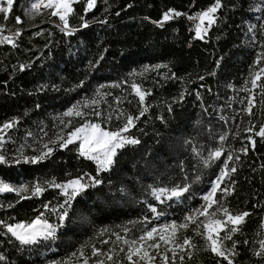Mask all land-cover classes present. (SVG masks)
I'll list each match as a JSON object with an SVG mask.
<instances>
[{
  "label": "trees",
  "instance_id": "obj_1",
  "mask_svg": "<svg viewBox=\"0 0 264 264\" xmlns=\"http://www.w3.org/2000/svg\"><path fill=\"white\" fill-rule=\"evenodd\" d=\"M31 2L14 0L10 13H0V39L8 36L14 41V45L0 43V125L19 121L14 132L23 141L26 156L46 151L44 144L53 153L37 164H0L1 181L30 189L20 195L0 193V220L27 223L43 213L50 223H59L51 209H58L65 197L46 182L97 176V164L79 155L78 144L59 147L60 131L70 132L85 120L117 130L124 123L123 117L116 119L119 113L135 117L145 107L147 112L125 134L140 143L118 150L110 170L98 175L102 183L76 197L55 240L20 245L0 226V256L4 257L0 264H83L85 258L95 264L93 248L128 264L126 251H119L127 245L113 233L132 239L152 227L184 223L205 203L202 197L228 154L233 156L230 168L237 171L221 185L228 194L218 191L217 199L234 214L251 215L231 240L223 242L236 253L230 257L233 264H264V257L254 254L264 235V138L255 135L264 125V88L251 84L252 74L264 67V61L254 64L264 53V0H221L216 22L203 39L196 38L185 15L162 26L154 21H161L170 9L191 15L211 7L215 0H96L87 12L86 0H79L68 17L69 31L77 29L71 35L61 31L62 22L50 15V9L31 17ZM17 17L23 22L17 23ZM84 22L87 28L81 27ZM133 83L151 93L143 105ZM259 84H264V76ZM93 99L98 104L81 108L88 115L70 117L71 124L59 123L58 114ZM249 99L254 105L251 115L246 111ZM95 111L102 115H93ZM110 115L113 118L108 120ZM220 136L226 139L221 142ZM221 146V160L204 167L202 158ZM245 147L246 154L241 151ZM37 183L45 191L33 196L31 189ZM183 184L191 188L179 200L161 203L152 195L153 189ZM150 206L160 213L158 218ZM203 219L179 231L181 240L191 237L195 247L177 249L175 264H228L206 250L205 240L196 234L202 231L197 226ZM168 247L161 242L160 254ZM161 255L155 263L161 264ZM179 255H184L183 262ZM99 259L113 264L106 256Z\"/></svg>",
  "mask_w": 264,
  "mask_h": 264
},
{
  "label": "snow or ice",
  "instance_id": "obj_2",
  "mask_svg": "<svg viewBox=\"0 0 264 264\" xmlns=\"http://www.w3.org/2000/svg\"><path fill=\"white\" fill-rule=\"evenodd\" d=\"M79 2V0H34L30 3V11L36 15H39L41 9H50V15L58 17L62 22L63 27L61 31H65L66 34L71 35L77 29H72L69 31V19L68 17L73 13V4ZM14 0H6V7L0 6V13L8 14L13 8ZM87 7L85 12L92 9L95 6L96 0H86ZM222 7L221 0H215V3L209 7L207 10L197 13L194 16H188L190 20H198L199 23L195 25V36L196 38L203 39L202 33H207L208 29L216 22L215 13ZM181 15H186L175 10L170 9L168 12L163 14L161 21H154L159 26H162L164 22L169 21L173 17H179ZM5 15V19H7ZM205 21H207V27H204ZM17 23H22L23 21L20 17L16 18ZM81 27L87 28V22H84ZM3 26H0L2 30ZM21 33L17 31L16 36H19ZM8 42L13 43L14 41L8 36H4L0 39V43ZM103 59V57H101ZM261 61H264V53L258 54L256 60L254 61L255 65H260ZM157 67H160L157 65ZM213 75L215 73H212ZM264 76V67H260L259 71H256L252 74L251 84L255 87L264 88V84H259L258 81L261 80V77ZM203 79V77H201ZM118 86V85H117ZM132 89L135 95L139 98V103L144 104L145 98L147 95H150V92L143 91L141 87L135 83L132 84ZM97 95H100L99 91ZM98 101L96 99L91 100L90 102H84L83 105L80 103L73 105L67 111L63 113L65 117H81L88 115L87 113L81 110L82 107L87 108L90 105H96ZM250 105L246 108V111L249 115L252 114L253 99L248 100ZM171 111V109H169ZM145 112H147V107L143 108L138 116L125 115L124 113H119L116 119L124 118V123L117 130H108L102 127L101 123L92 122L91 120H85L84 123L80 124L77 127H74L73 130L68 132L66 136H60L59 147L66 149L69 145H74L78 143L77 151L81 157H84L89 160L95 161L97 164V176H80L74 179H71L65 183H56L53 181L46 182L49 187H54L61 190V195L65 197L64 202L59 206L58 209H51L54 213L58 214L57 224L49 223V221L43 218V213L37 216L30 222H19V223H7L4 220H0V226H3L7 230V233L14 237L20 245H37L42 241L55 240L56 233L59 228L64 226V222L69 218V211L72 208V202L84 192L89 187H95L102 183L98 178V175L102 171L110 170L111 166L115 163V158L118 154V150L123 149L127 145H137L140 143V140L130 136L125 135L129 133L132 128L136 126V121L142 117ZM95 116H101L102 114L99 111L92 113ZM113 117L110 115L107 119L111 120ZM18 120L13 119L7 121L0 125V146H2L8 130L13 129L17 124ZM71 124V120L68 121ZM247 131L252 132L253 129L249 128ZM31 135V133H29ZM255 135L261 138H264V125L260 126L258 131H255ZM220 141L223 142L226 139V136H220ZM252 145H255V141L252 140V137H248ZM55 143V142H52ZM44 149L46 151H41L39 155L32 157H27L23 155V152H20L18 158L15 159V163H31L37 164L41 161L50 157L53 153V148L49 147V144H44ZM193 151H196L193 149ZM242 152L247 153L248 149L242 148ZM199 155V153H197ZM224 155L223 147H217L208 152L207 157L202 158L204 167H210L215 161H220L221 157ZM236 160H239V157H235ZM233 160L231 154L227 155L225 160H222V168L219 175L216 177L215 181L212 183L210 191L205 194L202 199L205 202L200 208L194 210L193 213H190L185 217V222L177 224L172 222L171 224H165L162 227H152L151 229L142 231V234L139 237H134L132 239H127L124 236H121L119 233H113L116 236L117 241H121L124 245H127V249L120 248V252H125L124 260L128 261V264H154L157 259V255L160 254L161 242L164 245H171L168 247L164 254L161 255V264H175V259L177 256V249L180 252H184L185 248H193L191 237H183L181 240L178 235L180 230L187 229L189 223L196 224L199 217H204L198 228H202V231H196L197 235H200L206 242V250L210 251L216 257L223 258L228 261V264H233L231 256H234L236 253L234 251L226 250L223 244L224 240H231L232 234L239 231V225L245 222L246 217L250 216L251 213L245 211L238 214H234L228 207L223 206L220 203V200L217 199V192H223L228 194L229 190L227 188H222L221 185L224 183L225 179L230 177L231 173H235L237 169L235 167L229 166V161ZM8 160L3 154H0V164H6ZM85 176H87L88 182H85ZM199 179V177H197ZM190 184L176 185L173 187H160L153 189L152 195L157 201L164 203L165 201L177 199L190 191ZM30 189L28 186H21L19 188L14 187L8 183L0 181V193H11L15 192L17 195L28 192ZM45 191V188L39 183L33 186L31 193L33 196H39ZM164 199H161V198ZM28 199L30 197H22ZM219 205V206H218ZM218 206V207H217ZM45 209H48V205L44 206ZM214 211H210L214 209ZM150 210L153 213H157V209L153 206H150ZM160 213H157V218ZM103 231H108L107 229ZM101 232V235L103 234ZM128 229H125L127 232ZM221 232L224 233L221 236ZM103 243L107 244L108 241L105 240ZM247 243V241H245ZM232 248H235V243H233ZM148 249H154L155 252H149ZM111 251V250H110ZM167 252H171L172 256L169 257ZM256 256L264 257V241L260 242V251L254 253ZM75 255V254H74ZM81 257L84 256L83 251L80 252ZM91 255L97 257L95 264H105V260L99 259L101 256H106L107 261H112L113 264H120V262L115 261V257L112 254H105L99 249L93 248ZM189 256L191 254L189 253ZM4 257L0 256V260H3ZM181 262L184 260V255H179ZM54 264H59V262H54ZM83 264H89V259L85 258ZM219 264V262H218Z\"/></svg>",
  "mask_w": 264,
  "mask_h": 264
},
{
  "label": "rangeland",
  "instance_id": "obj_3",
  "mask_svg": "<svg viewBox=\"0 0 264 264\" xmlns=\"http://www.w3.org/2000/svg\"><path fill=\"white\" fill-rule=\"evenodd\" d=\"M0 6H4V7H6V0H0ZM209 8V7H208ZM207 8V9H208ZM44 8H42L41 9V11L43 10ZM207 9H205V10H207ZM205 10H202V11H205ZM202 11H200V12H202ZM35 15L36 14H34V13H31L30 14V16L31 17H35ZM197 23H199V21L198 20H195V22H194V25H196ZM62 26H63V24H62ZM204 27H207V21H205V25H204ZM209 30V29H208ZM194 31H195V27H194ZM208 32V31H207ZM205 33H202V35H204ZM258 83V85H259V81L257 82ZM69 109V108H68ZM67 109V110H68ZM66 110V111H67ZM65 112V111H64ZM64 112H62V113H60V114H58L57 115V118L59 119V123H65L66 122V125L68 124V119L70 118V117H65L64 115H63V113ZM56 118V119H57ZM15 128V127H14ZM14 128L13 129H10V130H8V132H7V135H6V137H5V140H4V142H3V144H2V146H0V154H3L5 157H6V159L8 160V163H6V164H17V163H15V159L16 158H18L19 157V155H20V152L22 151L23 152V155L24 156H26L25 155V153H24V145H23V141L22 142H19V139H18V137H16L15 135H16V133L14 132ZM68 132H64L63 130L62 131H60V134L58 135V138L60 137V136H66V134H67ZM38 135V134H37ZM35 138L37 139L38 138V136H36V134H35ZM79 142H77V144H78ZM27 157H29V156H27ZM1 181V180H0ZM215 181V180H214ZM213 181V182H214ZM4 182V181H3ZM212 182V183H213ZM5 183V182H4ZM212 183H211V185H212ZM210 188H211V186H210ZM210 188H209V190H208V192L210 191ZM207 192V193H208ZM207 193H205V194H207ZM204 194V195H205ZM43 218H45V216H43ZM46 219V218H45ZM50 223V222H49ZM239 227V226H238ZM262 229H264V223H263V225H262ZM224 235V233L223 232H221V236H223ZM261 241H264V235L263 236H261L260 237V239L258 240V247H257V249L258 250H260V242ZM223 244H224V242H223ZM224 247H225V244H224ZM226 249V248H225ZM227 250V249H226ZM139 264H143V262H139ZM154 264H157V263H155L154 262Z\"/></svg>",
  "mask_w": 264,
  "mask_h": 264
},
{
  "label": "built area",
  "instance_id": "obj_4",
  "mask_svg": "<svg viewBox=\"0 0 264 264\" xmlns=\"http://www.w3.org/2000/svg\"><path fill=\"white\" fill-rule=\"evenodd\" d=\"M202 11V10H201ZM200 11H196V12H193V14H191V15H188V14H186L185 16L188 18V16H194V15H196L197 13H199ZM190 20V19H189ZM194 22H195V20H190V23H191V30H194V27H195V25H194ZM262 231L264 232V229H262ZM257 251H260V250H258L257 249ZM256 251V252H257Z\"/></svg>",
  "mask_w": 264,
  "mask_h": 264
},
{
  "label": "water",
  "instance_id": "obj_5",
  "mask_svg": "<svg viewBox=\"0 0 264 264\" xmlns=\"http://www.w3.org/2000/svg\"><path fill=\"white\" fill-rule=\"evenodd\" d=\"M211 186V185H210Z\"/></svg>",
  "mask_w": 264,
  "mask_h": 264
}]
</instances>
